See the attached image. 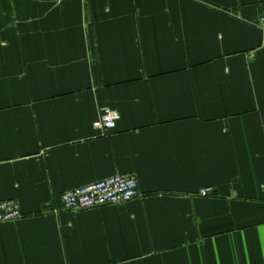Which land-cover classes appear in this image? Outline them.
I'll return each mask as SVG.
<instances>
[{
  "label": "crops",
  "instance_id": "1",
  "mask_svg": "<svg viewBox=\"0 0 264 264\" xmlns=\"http://www.w3.org/2000/svg\"><path fill=\"white\" fill-rule=\"evenodd\" d=\"M263 13L0 0V200L24 213L0 223V264H264ZM116 173L141 196L63 209V191Z\"/></svg>",
  "mask_w": 264,
  "mask_h": 264
},
{
  "label": "built area",
  "instance_id": "2",
  "mask_svg": "<svg viewBox=\"0 0 264 264\" xmlns=\"http://www.w3.org/2000/svg\"><path fill=\"white\" fill-rule=\"evenodd\" d=\"M264 29V13L256 22ZM120 118L117 110L108 109L94 122V126L107 133L116 127ZM209 188L201 189V195L209 194ZM141 196L139 181L134 174L116 173L85 185L66 189L61 193L62 207L68 211H83L106 205L127 203ZM24 216L16 199L0 200V223L15 221Z\"/></svg>",
  "mask_w": 264,
  "mask_h": 264
},
{
  "label": "rangeland",
  "instance_id": "3",
  "mask_svg": "<svg viewBox=\"0 0 264 264\" xmlns=\"http://www.w3.org/2000/svg\"><path fill=\"white\" fill-rule=\"evenodd\" d=\"M18 201V200H17ZM19 202V201H18ZM20 204V203H19Z\"/></svg>",
  "mask_w": 264,
  "mask_h": 264
}]
</instances>
